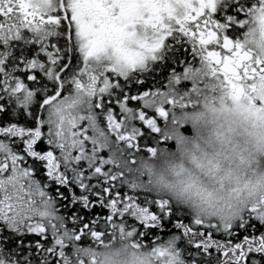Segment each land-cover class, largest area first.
<instances>
[{
    "label": "snow or ice",
    "instance_id": "snow-or-ice-1",
    "mask_svg": "<svg viewBox=\"0 0 264 264\" xmlns=\"http://www.w3.org/2000/svg\"><path fill=\"white\" fill-rule=\"evenodd\" d=\"M257 11L264 0H0V264H96L117 236L157 264H264V196L198 216L136 167L178 111L264 76L244 42Z\"/></svg>",
    "mask_w": 264,
    "mask_h": 264
},
{
    "label": "clouds",
    "instance_id": "clouds-1",
    "mask_svg": "<svg viewBox=\"0 0 264 264\" xmlns=\"http://www.w3.org/2000/svg\"><path fill=\"white\" fill-rule=\"evenodd\" d=\"M245 32V46L264 59V15L253 12ZM176 118L182 123L164 129L174 146L158 144L154 155L137 157L154 191L198 216L226 217L240 202L264 196V76L240 94L218 89ZM184 125L190 132L181 130ZM95 255L96 264H157L147 249L118 236Z\"/></svg>",
    "mask_w": 264,
    "mask_h": 264
},
{
    "label": "trees",
    "instance_id": "trees-1",
    "mask_svg": "<svg viewBox=\"0 0 264 264\" xmlns=\"http://www.w3.org/2000/svg\"><path fill=\"white\" fill-rule=\"evenodd\" d=\"M186 127H188V126L184 125V126H182V129H181L184 133H187L188 129ZM160 144H166L167 147H169V148L174 146L173 141L171 139L167 140V141H164V142H161Z\"/></svg>",
    "mask_w": 264,
    "mask_h": 264
},
{
    "label": "rangeland",
    "instance_id": "rangeland-1",
    "mask_svg": "<svg viewBox=\"0 0 264 264\" xmlns=\"http://www.w3.org/2000/svg\"><path fill=\"white\" fill-rule=\"evenodd\" d=\"M186 128L188 129V130H187V133H188V132H190V129H189V127H186Z\"/></svg>",
    "mask_w": 264,
    "mask_h": 264
}]
</instances>
